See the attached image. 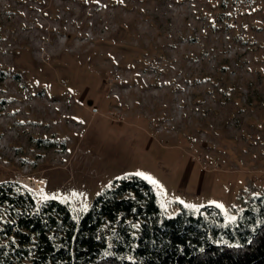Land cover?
<instances>
[{"label": "rangeland", "instance_id": "374dc122", "mask_svg": "<svg viewBox=\"0 0 264 264\" xmlns=\"http://www.w3.org/2000/svg\"><path fill=\"white\" fill-rule=\"evenodd\" d=\"M136 173L167 216L263 192L264 0H0V181L79 213Z\"/></svg>", "mask_w": 264, "mask_h": 264}, {"label": "trees", "instance_id": "16d2710c", "mask_svg": "<svg viewBox=\"0 0 264 264\" xmlns=\"http://www.w3.org/2000/svg\"><path fill=\"white\" fill-rule=\"evenodd\" d=\"M0 264H264V188L229 221L214 205L165 215L136 174L79 213L0 181Z\"/></svg>", "mask_w": 264, "mask_h": 264}, {"label": "bare ground", "instance_id": "6f19581e", "mask_svg": "<svg viewBox=\"0 0 264 264\" xmlns=\"http://www.w3.org/2000/svg\"><path fill=\"white\" fill-rule=\"evenodd\" d=\"M22 184L27 186L35 194H39L42 192L43 183L40 181L27 180V181L22 182Z\"/></svg>", "mask_w": 264, "mask_h": 264}, {"label": "snow or ice", "instance_id": "6c2138e0", "mask_svg": "<svg viewBox=\"0 0 264 264\" xmlns=\"http://www.w3.org/2000/svg\"><path fill=\"white\" fill-rule=\"evenodd\" d=\"M137 175H143L142 173H136ZM147 179H150L149 177H145ZM152 183H156L155 181H152Z\"/></svg>", "mask_w": 264, "mask_h": 264}]
</instances>
